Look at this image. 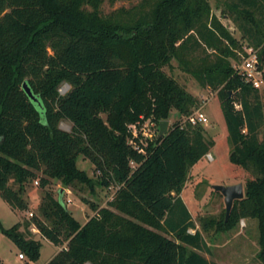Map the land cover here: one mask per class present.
Instances as JSON below:
<instances>
[{"label":"trees","instance_id":"trees-1","mask_svg":"<svg viewBox=\"0 0 264 264\" xmlns=\"http://www.w3.org/2000/svg\"><path fill=\"white\" fill-rule=\"evenodd\" d=\"M101 2L0 0L1 196L23 211L29 205L23 191L38 176L43 189L54 178L93 191L96 183L118 185L109 206L83 196L95 211L85 223L62 194L45 190L38 213L3 231L32 260L41 242L22 225L34 224L57 244L67 241L45 264H220L201 252L209 245L200 229L190 231L196 224L181 195L189 166L211 144L203 124L179 118L143 149L129 142L136 138L132 124L167 118L172 109L188 115L198 105L165 68L176 60L217 90L230 160L255 172L219 229L233 227L239 211L256 217L264 261V87L246 81L232 63L236 37L208 0H155L127 19V9L105 14ZM230 9L247 45L261 46L263 69L264 0H234ZM198 46L213 47L217 59L192 68L189 56ZM64 82L70 89L62 94ZM64 119L71 130L60 126ZM80 154L95 163L97 181L77 165Z\"/></svg>","mask_w":264,"mask_h":264},{"label":"rangeland","instance_id":"rangeland-1","mask_svg":"<svg viewBox=\"0 0 264 264\" xmlns=\"http://www.w3.org/2000/svg\"><path fill=\"white\" fill-rule=\"evenodd\" d=\"M155 0H102V12L107 14L117 8H125L124 19L136 17L141 12L149 10ZM234 0H208L211 6V12L219 18L227 28L234 34L238 41L235 47V57L231 58L235 67L239 68L247 52V41L242 37L235 20L237 15L235 11L230 9V4ZM257 54L262 51L261 46L257 48ZM191 63L189 65L194 68L201 60L207 59L215 61L217 57L214 48L205 50L198 46L189 56ZM167 72L177 78L191 93L199 100L196 107H202L206 113L208 120L203 124L202 134L208 140L210 145L202 157L194 164L190 165L186 180L183 185L182 198L190 210L195 227L190 228L191 232L200 229L209 245V251H201L208 259L216 261L220 264H264V261L258 256L261 249L259 243V221L256 217H251L239 211V218L235 225L229 229H219V224L226 215V205L224 195L217 191L213 185L215 183L233 184L242 182L246 191V182L255 177L254 170L241 167L230 160L232 143L229 138L226 120L217 90L211 88L208 84H204L190 70L173 60L172 65L165 67ZM261 77L264 87V67ZM70 89V84L64 82L60 88V92L65 94ZM191 111V112H192ZM105 117V114L103 115ZM178 110L172 109L167 118L168 127L172 123L185 117ZM161 120L148 119L140 123L134 131L135 139H129L134 148L143 149L148 143H153L160 131ZM63 129L71 130L72 123L68 119L60 122ZM165 132V133H166ZM264 137V124L260 131V138ZM212 155V157L209 156ZM133 166V162H131ZM77 165L85 169L87 173L98 180V169L89 157L84 154L78 156ZM37 180V181H36ZM118 185L110 187L96 183L95 190H91L85 185H65L59 179H51L48 185L43 189L40 185V177H36L26 189L23 195L28 202L27 210L14 209L0 194V264H45L64 244H57L48 238H45L39 229L31 224L28 229L22 225L21 229L29 236L38 239L41 242L40 256L37 260H32L24 252L25 258L19 257L22 250L17 243L12 240L3 228L13 226L17 221L23 222L32 216L31 212L36 214L39 212V203L45 190H49L56 196L62 194L64 201L73 215L80 221L85 223L95 211L92 210L89 203L85 202L83 196L97 203L99 206H109V201L114 197ZM138 221V220H137ZM206 224V225H205ZM171 236V235H170Z\"/></svg>","mask_w":264,"mask_h":264},{"label":"built area","instance_id":"built-area-1","mask_svg":"<svg viewBox=\"0 0 264 264\" xmlns=\"http://www.w3.org/2000/svg\"><path fill=\"white\" fill-rule=\"evenodd\" d=\"M257 49L252 46L247 47V52L249 55L245 56L242 64L237 68V70L244 76L245 80L251 82L256 87H261L263 79L261 77L262 69L259 67V56L257 54ZM239 106L238 103H236ZM186 122L191 124H205L208 117L202 107H196L187 117H185ZM151 120V119H150ZM138 125L132 124L133 132L136 130ZM212 157L211 154H209ZM37 181V180H36ZM31 214H33L31 212ZM20 258H25V254L21 251L19 252ZM30 264V263H28Z\"/></svg>","mask_w":264,"mask_h":264},{"label":"water","instance_id":"water-1","mask_svg":"<svg viewBox=\"0 0 264 264\" xmlns=\"http://www.w3.org/2000/svg\"><path fill=\"white\" fill-rule=\"evenodd\" d=\"M23 88L30 96H34L28 83L24 81ZM168 120H161L159 134H164L168 127ZM213 187L224 195L226 205V219H228L233 208L234 201L245 197L244 184L242 182L233 184L215 183Z\"/></svg>","mask_w":264,"mask_h":264}]
</instances>
